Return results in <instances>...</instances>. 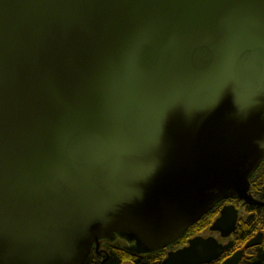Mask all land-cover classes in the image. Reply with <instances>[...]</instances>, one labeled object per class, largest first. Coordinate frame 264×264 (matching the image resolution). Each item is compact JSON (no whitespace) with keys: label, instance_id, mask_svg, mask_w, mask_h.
Masks as SVG:
<instances>
[{"label":"water","instance_id":"1","mask_svg":"<svg viewBox=\"0 0 264 264\" xmlns=\"http://www.w3.org/2000/svg\"><path fill=\"white\" fill-rule=\"evenodd\" d=\"M263 162L264 0H0V264L165 248Z\"/></svg>","mask_w":264,"mask_h":264},{"label":"flooded vegetation","instance_id":"2","mask_svg":"<svg viewBox=\"0 0 264 264\" xmlns=\"http://www.w3.org/2000/svg\"><path fill=\"white\" fill-rule=\"evenodd\" d=\"M249 183L248 195L251 197L253 203H246L236 198L226 199L219 202L210 213L194 225L196 227L195 229L198 230L204 225L203 223H205L209 214L219 208L220 205L222 209L229 207L233 208L236 212L233 228L230 229L229 225L226 227V237H223L221 232H213L210 230L213 223L220 217L221 209L218 214L216 213L217 216L209 226V233H213V235H205L206 233L200 232L191 238H212L218 245L226 246V249L217 260L206 264H223L234 256H238L236 264H246L256 252L259 250L264 251V162L252 175ZM186 233L167 247L153 252L148 251L146 248L138 247L135 242L126 243L124 242L125 240L120 239L118 236L113 241L101 240L98 249L93 251L88 263L91 260H95L96 263L100 262L102 264L104 260L109 258L110 252L117 248L121 252L118 264H163L169 253L176 252L188 246V241L191 239H187V243L184 245H181L180 241L185 238ZM254 240L256 243L246 248Z\"/></svg>","mask_w":264,"mask_h":264},{"label":"rangeland","instance_id":"3","mask_svg":"<svg viewBox=\"0 0 264 264\" xmlns=\"http://www.w3.org/2000/svg\"><path fill=\"white\" fill-rule=\"evenodd\" d=\"M222 209V206L220 205L219 208H217L215 211H213L209 217L206 218V221L205 223H203L204 225H202L198 230H196L194 227L193 229H191L190 231H188L187 235L185 236V238H183L181 241V245H184L187 243V239H191L193 237H195L198 233L200 232H204L206 233L205 235H213V233H209V226L212 224L213 220L215 219V217L217 216V214L220 212V210ZM217 213V214H216ZM120 237V236H118ZM115 238V237H114ZM113 238V240H114ZM120 239L122 240H125L124 242L126 243H130V242H135L134 240L133 241H129L127 238L125 237H120ZM113 240H110V241H113ZM109 241V240H108ZM119 247V246H118ZM122 247H125V246H122ZM126 247H130V246H126ZM179 247H183V246H179ZM122 249V248H121ZM90 260V259H89Z\"/></svg>","mask_w":264,"mask_h":264},{"label":"trees","instance_id":"4","mask_svg":"<svg viewBox=\"0 0 264 264\" xmlns=\"http://www.w3.org/2000/svg\"><path fill=\"white\" fill-rule=\"evenodd\" d=\"M191 229H193V227H191L188 231H190ZM120 255H121L120 249L115 248L110 252L109 258L104 260L102 264H118ZM88 264H101V263L100 262L96 263L95 260H91ZM246 264H264V251L259 250L258 252H256L253 255V257L246 262Z\"/></svg>","mask_w":264,"mask_h":264}]
</instances>
